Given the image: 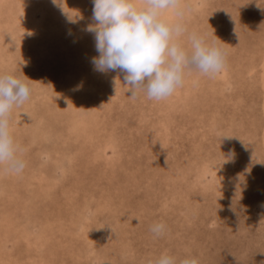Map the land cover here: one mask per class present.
<instances>
[{"label":"rangeland","instance_id":"1","mask_svg":"<svg viewBox=\"0 0 264 264\" xmlns=\"http://www.w3.org/2000/svg\"><path fill=\"white\" fill-rule=\"evenodd\" d=\"M180 6L160 17L176 42L225 66L156 101L95 70L93 0H0V75L31 90L8 117L26 167L0 169V264H264V0Z\"/></svg>","mask_w":264,"mask_h":264},{"label":"clouds","instance_id":"2","mask_svg":"<svg viewBox=\"0 0 264 264\" xmlns=\"http://www.w3.org/2000/svg\"><path fill=\"white\" fill-rule=\"evenodd\" d=\"M93 5V20L97 23L87 31L94 33L99 55L92 58V64L100 72L122 73L132 98L143 90L148 99L161 101L183 85L185 69L194 68L211 78L225 66L221 49L208 46L202 37L192 33L189 53L176 42L187 29L181 23L170 25L160 19L165 12L182 18L181 0H144L142 9L132 0H93ZM30 92L20 79L0 75V169L7 172L20 174L26 167L18 156L22 149L10 134L8 117L14 106L30 98ZM150 230L160 236L165 225L157 223ZM155 264H175V260L162 255ZM181 264L199 262L186 258Z\"/></svg>","mask_w":264,"mask_h":264},{"label":"bare ground","instance_id":"3","mask_svg":"<svg viewBox=\"0 0 264 264\" xmlns=\"http://www.w3.org/2000/svg\"><path fill=\"white\" fill-rule=\"evenodd\" d=\"M14 123H16V120L14 121Z\"/></svg>","mask_w":264,"mask_h":264}]
</instances>
